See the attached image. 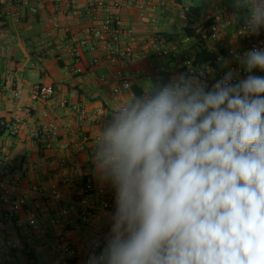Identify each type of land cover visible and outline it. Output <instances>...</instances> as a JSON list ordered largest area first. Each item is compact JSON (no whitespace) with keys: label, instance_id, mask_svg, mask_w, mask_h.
<instances>
[{"label":"crops","instance_id":"crops-1","mask_svg":"<svg viewBox=\"0 0 264 264\" xmlns=\"http://www.w3.org/2000/svg\"><path fill=\"white\" fill-rule=\"evenodd\" d=\"M107 12L118 18L114 44L91 35ZM247 15L235 0H0V120L18 131L5 129L0 136V235L16 245L1 250L0 264H89L102 253L116 190L93 159L98 128L129 95L141 97L149 86L184 73L182 59L202 49L224 55L213 69L240 66L246 73L240 80L247 78L234 58L246 50L236 28ZM207 17L222 25L218 41L197 34ZM251 74L264 77L260 69ZM201 82L211 90L216 80L207 70ZM34 85L51 86L53 97L32 101ZM49 123L55 136L42 131ZM46 142L49 148H41ZM15 199L25 206L12 221L3 220Z\"/></svg>","mask_w":264,"mask_h":264},{"label":"clouds","instance_id":"clouds-1","mask_svg":"<svg viewBox=\"0 0 264 264\" xmlns=\"http://www.w3.org/2000/svg\"><path fill=\"white\" fill-rule=\"evenodd\" d=\"M245 31L264 27V0ZM237 60L250 73L211 90L180 73L120 102L98 128L94 162L116 190L102 253L89 264H264V50Z\"/></svg>","mask_w":264,"mask_h":264},{"label":"built area","instance_id":"built-area-1","mask_svg":"<svg viewBox=\"0 0 264 264\" xmlns=\"http://www.w3.org/2000/svg\"><path fill=\"white\" fill-rule=\"evenodd\" d=\"M80 2L83 0H67V2ZM210 17H207L206 21H208ZM118 21L117 16L113 15L110 12H107V14L104 16L103 20L101 21L100 25L98 27H95L91 30V35L93 39L97 42L101 43H109L114 44L119 41V32L116 30V23ZM245 24H243L237 31L236 36L239 37L241 40H244L246 43V50L243 51L240 55V57H243L247 52L258 49V50H264V27H261L259 30V34H253L251 32H247L244 30ZM222 32V25L220 24L219 19H214V22L210 27L208 28H198L197 34L202 39H210L212 41H218L219 36ZM85 42L81 41L79 44L83 45ZM109 59L110 62L116 61V55L113 51L109 53ZM75 55H77L75 53ZM238 55H234V58L237 59ZM224 59V55L222 53L217 54V60L221 61ZM192 59L189 57H184L182 59V66L184 68V74L189 76H196L201 81L206 79L207 77V70L211 72L214 75V78L217 81H220L224 78L226 73L229 71H232L234 73L233 79L230 83L235 84L239 82V80L246 75L245 71L240 66H232L230 68H227L225 70H215L211 67L210 64H205L203 67H195L193 66ZM206 69V70H205ZM123 87L125 89H129L130 85L129 83H124ZM117 92V91H115ZM54 95V89L51 86H45V85H34L32 86L30 90V98L32 101H43L46 102L49 99H51ZM15 98H18V94H14ZM81 119L86 118V112L84 110H80L79 112ZM42 117L45 119L48 117V113L44 112L42 113ZM5 129H9L10 133L12 135L18 136V131L14 129V125H9L5 120H0V131H3ZM47 131L50 135L55 136L56 134V128L52 123H49L44 129L42 130ZM43 132H40L41 135ZM41 148H49V144L46 142L45 144L41 145ZM65 183H67V180H64ZM4 182L2 181L0 177V188L4 187ZM102 206L105 205L104 202L101 203ZM25 206V200L24 199H15L11 203V209L8 213L3 214L2 218L5 221H12L15 217V214L21 210ZM95 204L91 203V207H94ZM29 226L32 229H36L37 225L35 221H29ZM107 245V244H106ZM15 243L13 241H10L0 235V252L3 248L6 249H13L15 248ZM97 244L93 245L92 251L93 253H97L98 251Z\"/></svg>","mask_w":264,"mask_h":264},{"label":"trees","instance_id":"trees-1","mask_svg":"<svg viewBox=\"0 0 264 264\" xmlns=\"http://www.w3.org/2000/svg\"><path fill=\"white\" fill-rule=\"evenodd\" d=\"M213 22H214V19L210 18L208 21L200 23V25H198V27L199 28H208V27H210V25L213 24ZM240 27H237L236 29L238 30ZM216 60H217L216 54H214L213 52L208 51L206 49H202L200 52H198L194 56V58L192 59V61H193L192 63H193V66L200 67V66H203L207 63L210 65H213L216 62ZM2 132L3 131H0V136L2 135Z\"/></svg>","mask_w":264,"mask_h":264}]
</instances>
